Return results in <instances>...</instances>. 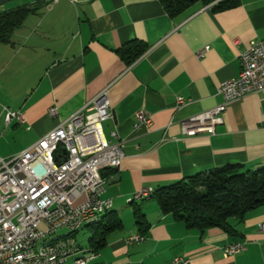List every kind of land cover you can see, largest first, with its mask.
Masks as SVG:
<instances>
[{"label": "crops", "instance_id": "obj_1", "mask_svg": "<svg viewBox=\"0 0 264 264\" xmlns=\"http://www.w3.org/2000/svg\"><path fill=\"white\" fill-rule=\"evenodd\" d=\"M260 39L264 0H238L220 10L197 2L173 16L158 0H57L29 14L11 43H0V97L22 117L9 123L2 118L0 139L7 132L19 140L10 153L25 149L110 85L114 119L102 128L108 140L112 130L124 140V157L118 168L102 171L100 198L110 199L122 227L106 236L89 264H169L176 256L189 258V264H264V205L230 218L228 233L187 227L163 214L155 199L133 195L227 164L264 167V90L232 100L213 134L184 136L179 128L181 119L221 102L219 81L238 75L240 53ZM132 42L146 47L126 63L116 49ZM177 97L184 101L179 107ZM51 106L56 116L48 113ZM140 109L151 114L152 123L135 131ZM136 205L147 231L129 243L139 233ZM74 239V246L91 251L85 227ZM233 241L243 249L224 255L223 246Z\"/></svg>", "mask_w": 264, "mask_h": 264}, {"label": "built area", "instance_id": "obj_2", "mask_svg": "<svg viewBox=\"0 0 264 264\" xmlns=\"http://www.w3.org/2000/svg\"><path fill=\"white\" fill-rule=\"evenodd\" d=\"M56 1L45 4L46 9ZM239 63L238 75L217 85L220 103L179 121L182 135L213 134L232 100L264 90V39L251 41L240 53ZM109 86L22 151L9 158L0 156V264H70L72 254H82L78 264H89L94 257L92 251L74 246V238L47 251H35V242L50 241V232L61 229L77 227L79 231L81 221L111 204L110 199L100 198L105 187L102 171L120 166L124 140L116 130L110 132L113 140L103 133L102 123L114 119ZM183 103L182 97L176 98L177 107ZM48 113L56 116V107H49ZM13 118L22 119L19 112L6 110L5 122ZM151 123L150 113L135 112V131L149 128ZM146 190L133 195L144 198ZM259 229L264 232V222ZM142 239L136 233L127 242ZM242 249L241 241H233L223 246V253L233 255ZM169 264H189V258L176 256Z\"/></svg>", "mask_w": 264, "mask_h": 264}, {"label": "trees", "instance_id": "obj_3", "mask_svg": "<svg viewBox=\"0 0 264 264\" xmlns=\"http://www.w3.org/2000/svg\"><path fill=\"white\" fill-rule=\"evenodd\" d=\"M170 15H176L191 5L213 3L214 10L226 9L238 0H158ZM46 1L37 0L12 8L0 9V43H11V36L25 18L41 7ZM139 42L127 43L116 49L126 63H131L144 50ZM150 198L155 199L163 214H171L187 227L204 230L218 227L231 233L228 220L240 219L254 208L264 205V167L256 170L244 169L242 165L227 164L207 173H196L182 180L152 190ZM133 203V200L132 202ZM135 224L141 235L146 234L147 223L136 205L133 207ZM119 215L109 209L94 222L85 226L88 233L89 249L97 251L105 244L106 236L121 229ZM74 237V234H72Z\"/></svg>", "mask_w": 264, "mask_h": 264}, {"label": "bare ground", "instance_id": "obj_4", "mask_svg": "<svg viewBox=\"0 0 264 264\" xmlns=\"http://www.w3.org/2000/svg\"><path fill=\"white\" fill-rule=\"evenodd\" d=\"M149 194H150V191L146 190L145 197L149 196ZM134 198L137 199L135 195H134ZM110 208H111V204L106 207L98 208L96 211H94V213H92V218L81 221V229L84 228L86 225L94 222L101 214H103ZM61 230H66L67 233L63 234L60 237L52 238L50 239V241L35 242V251H47L48 248H55V244L62 243L64 240H71V238H74L72 234H74L77 231V227H69V228L61 229ZM55 232H50V235L54 234ZM81 262H82V254L70 255V264H78Z\"/></svg>", "mask_w": 264, "mask_h": 264}, {"label": "rangeland", "instance_id": "obj_5", "mask_svg": "<svg viewBox=\"0 0 264 264\" xmlns=\"http://www.w3.org/2000/svg\"><path fill=\"white\" fill-rule=\"evenodd\" d=\"M27 2H32V0H9V1L1 4L0 8L1 9L12 8L18 4L27 3ZM0 98H1L0 99V124H1L2 118H4L6 110L9 111V109L6 106L5 100L2 99V97H0ZM18 142H19V140H12L11 137L9 136V134L7 132H5L3 134L2 139H0V156L3 158H9L12 155L16 154V152L15 153H10V152H12V149L14 150V146ZM65 233H67L66 230L56 231L54 234L50 235V239L60 237ZM79 237H81V236H79ZM80 242L82 244H84V240H81Z\"/></svg>", "mask_w": 264, "mask_h": 264}, {"label": "water", "instance_id": "obj_6", "mask_svg": "<svg viewBox=\"0 0 264 264\" xmlns=\"http://www.w3.org/2000/svg\"><path fill=\"white\" fill-rule=\"evenodd\" d=\"M7 1H9V0H0V5L7 2Z\"/></svg>", "mask_w": 264, "mask_h": 264}]
</instances>
